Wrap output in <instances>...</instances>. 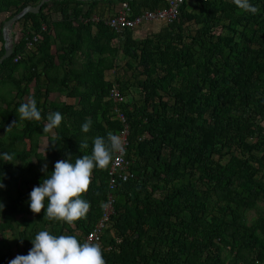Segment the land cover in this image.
<instances>
[{"label":"trees","instance_id":"1","mask_svg":"<svg viewBox=\"0 0 264 264\" xmlns=\"http://www.w3.org/2000/svg\"><path fill=\"white\" fill-rule=\"evenodd\" d=\"M39 2L0 0V17ZM119 2L129 18L165 6L49 0L17 21L13 52L0 64V264L27 255L41 230L85 242L109 195L96 243L106 264H264V0H250L255 14L234 0H187L171 23L141 39L107 25ZM27 97L40 121L18 118ZM55 111L61 124L43 133ZM125 125L133 177H116L109 190L111 163L94 169L81 197L89 212L72 224L30 210L29 193L57 161L90 154L95 136H120Z\"/></svg>","mask_w":264,"mask_h":264},{"label":"clouds","instance_id":"2","mask_svg":"<svg viewBox=\"0 0 264 264\" xmlns=\"http://www.w3.org/2000/svg\"><path fill=\"white\" fill-rule=\"evenodd\" d=\"M234 4L243 12L255 14L258 11L250 0H234ZM17 112L19 113L18 118L23 120L40 121L42 118L41 110L37 107L35 99L21 104ZM46 119L47 123L43 126V133L59 127L63 115L55 111ZM92 123L91 119L86 120L81 125L82 132L88 133ZM56 142L53 138L50 144L55 145ZM88 147L87 142L80 143L82 152ZM124 152L125 148L119 135L109 131L106 137L95 136L92 140L90 154H84L76 158L74 162L71 154L67 159L57 161L50 175H45L39 186L32 189L28 198L30 210L33 213H41L43 210V214L49 220L64 221L69 224L84 218L89 212L90 202L81 197L89 189L93 170H106L114 156L123 155ZM42 171L47 173L46 166ZM4 187L0 179V189ZM3 207L4 205L0 203V209L3 210ZM30 241L33 246L28 254L17 255L8 264H106L99 244L81 243L75 235L57 236L47 230H41Z\"/></svg>","mask_w":264,"mask_h":264},{"label":"built area","instance_id":"3","mask_svg":"<svg viewBox=\"0 0 264 264\" xmlns=\"http://www.w3.org/2000/svg\"><path fill=\"white\" fill-rule=\"evenodd\" d=\"M187 1V0H186ZM185 0H164L165 6L155 9L153 11L144 10L138 16L134 18H129V11L130 8L126 2H122L120 4L119 9L107 20V25L118 35H122L125 30H132L135 27L139 26L143 22L146 21H156L162 20L165 21L167 24L171 23L176 16L178 15L179 9L181 5L186 2ZM189 1V0H188ZM15 58V60H17ZM111 96L114 100L120 101L121 99L118 97L116 91H113ZM119 118L124 121V118L121 114H119ZM126 134H127V126L125 125V129L121 132L120 137L123 142L124 148L127 145L126 141ZM128 161L124 159V154H116L111 162L110 166V180L108 183L109 190H113L116 185V177L121 178L122 181H126L129 178L133 177V175L128 172ZM113 203L112 195L108 196V200L105 204V215L103 219L99 221L97 229H94L91 234H89L85 238V242L90 243H97L100 239V231L99 228L103 225V220L108 217V214L111 212V206Z\"/></svg>","mask_w":264,"mask_h":264},{"label":"water","instance_id":"4","mask_svg":"<svg viewBox=\"0 0 264 264\" xmlns=\"http://www.w3.org/2000/svg\"><path fill=\"white\" fill-rule=\"evenodd\" d=\"M49 0H40V2L36 6L28 5L24 9H22L19 13L14 15L13 17L9 18L8 20L2 23L1 33L3 38V47L4 53L0 57V64L7 58H9L13 52V44H12V37L11 32L13 30V25L19 21L26 13H33L36 14L40 10L41 6L48 2ZM85 1V0H79ZM116 1H125V0H116Z\"/></svg>","mask_w":264,"mask_h":264},{"label":"crops","instance_id":"5","mask_svg":"<svg viewBox=\"0 0 264 264\" xmlns=\"http://www.w3.org/2000/svg\"><path fill=\"white\" fill-rule=\"evenodd\" d=\"M120 2L117 3L116 5L112 6L114 7V12L117 11L120 7ZM112 7H110L112 9ZM3 15H1L0 17V24L3 21ZM94 20H98V18L93 17ZM165 25H167V23L165 21L162 20H156V21H146L143 22L142 24H140L139 26L135 27L134 29H132L133 31V36L135 39H141L144 38L145 36L152 34V33H157L161 30L162 27H164ZM94 30V28H93ZM1 46V44H0ZM111 72V71H110Z\"/></svg>","mask_w":264,"mask_h":264},{"label":"rangeland","instance_id":"6","mask_svg":"<svg viewBox=\"0 0 264 264\" xmlns=\"http://www.w3.org/2000/svg\"><path fill=\"white\" fill-rule=\"evenodd\" d=\"M7 15L8 14L2 16L3 17V21H4V19L6 18ZM19 29H20V27H19L18 23L16 22L13 25V30L11 32L12 41H13V38L16 39L19 36ZM223 32L226 33V31H223ZM227 33H228V31H227ZM116 64L118 66L124 65V59L119 57V59L116 61ZM105 76H106V78L108 80H110V79L113 78V72H106ZM29 101H30L29 97L25 98V102L26 103H28ZM67 102H68V100H67ZM46 144H47L46 139L45 138H41L40 139V144H39V150H41L43 147H45ZM4 237L6 239L10 240L11 244H14V242H15L14 232L8 231V232H6L4 234ZM13 248H14V246H13Z\"/></svg>","mask_w":264,"mask_h":264}]
</instances>
